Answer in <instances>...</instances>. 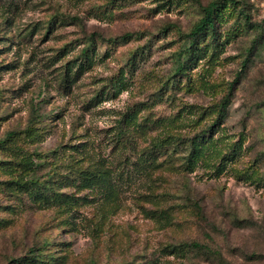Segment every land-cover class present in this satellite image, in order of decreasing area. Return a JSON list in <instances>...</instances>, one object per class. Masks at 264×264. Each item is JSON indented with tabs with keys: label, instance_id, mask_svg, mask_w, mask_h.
<instances>
[{
	"label": "rangeland",
	"instance_id": "374dc122",
	"mask_svg": "<svg viewBox=\"0 0 264 264\" xmlns=\"http://www.w3.org/2000/svg\"><path fill=\"white\" fill-rule=\"evenodd\" d=\"M0 264H264V0H0Z\"/></svg>",
	"mask_w": 264,
	"mask_h": 264
},
{
	"label": "trees",
	"instance_id": "16d2710c",
	"mask_svg": "<svg viewBox=\"0 0 264 264\" xmlns=\"http://www.w3.org/2000/svg\"><path fill=\"white\" fill-rule=\"evenodd\" d=\"M218 9V4L216 2H212L206 9H205V17L200 21V23L192 30L190 33V38H192L191 42H193L197 36L204 34L205 32L212 29L215 31V23H216V16L215 13ZM229 105V98H226L223 102L222 108L220 110V118H223L227 113V107ZM41 254V250H30V255L34 258L39 257ZM18 261V260H16Z\"/></svg>",
	"mask_w": 264,
	"mask_h": 264
}]
</instances>
